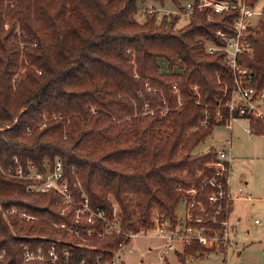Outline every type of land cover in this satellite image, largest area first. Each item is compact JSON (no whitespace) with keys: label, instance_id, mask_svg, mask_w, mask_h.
<instances>
[{"label":"trees","instance_id":"trees-1","mask_svg":"<svg viewBox=\"0 0 264 264\" xmlns=\"http://www.w3.org/2000/svg\"><path fill=\"white\" fill-rule=\"evenodd\" d=\"M137 11L138 0H0V205L40 217L23 222L0 210L5 264H49L24 262L23 242L56 243L57 264H98L127 239L116 230L100 236L106 222H90L87 214L77 219V204L62 212L66 205L56 190L28 192L32 180L3 171L16 158L46 173L61 160L75 201L84 190L91 208L108 218L116 216L115 201L125 230L153 227L156 213L175 227L185 190L213 174L215 148H195L218 123L201 125L199 119L205 104L214 114L223 82L233 75L224 53L207 52L202 38L222 43L215 30L237 12L214 13L209 20L208 8L195 10L178 27L181 12L159 19L147 10L139 21ZM252 43L250 65L263 85L264 18ZM45 113L49 120L40 127ZM250 124L264 134V120ZM197 198L215 211L205 193ZM208 250L193 242L175 253L189 264L188 256ZM165 264H171L168 257Z\"/></svg>","mask_w":264,"mask_h":264},{"label":"built area","instance_id":"built-area-1","mask_svg":"<svg viewBox=\"0 0 264 264\" xmlns=\"http://www.w3.org/2000/svg\"><path fill=\"white\" fill-rule=\"evenodd\" d=\"M181 6L182 8L179 9L181 13H190L208 8L207 18L209 20L213 19L214 13L237 12V16L227 27H219L215 30V35L221 38L222 43H218L211 38H202L207 52L222 51L224 53L225 60L229 64L233 76L231 82H223V91L218 96L214 114L212 115L209 107L205 104L199 123L208 125L213 119L218 124H224L232 130L235 120L246 118L249 120L247 129L253 132V127L250 124L251 119L264 120V84L260 85L256 82L254 70L250 65V61L255 58L252 36L260 19L264 18V0H259L255 4H252L251 0H187ZM148 11H154V7L149 8ZM192 88L198 90L195 85ZM197 101L200 103V100ZM53 118H62V116L54 115ZM48 120L49 115L45 113L39 126H45ZM29 132H31L30 129ZM227 142L231 143L232 140L228 139ZM215 151V158L210 163L213 174L207 176L200 186H192L185 190L184 218L179 219L175 227H171L169 221H163L161 215L156 213L152 217L154 226L147 230L123 229L120 226L117 214L114 218H108L103 211L91 208L89 198L84 190L81 193L82 200L76 202L68 180L63 177L61 160H57L54 169L46 173L39 170L32 162L28 163L27 168H25L16 158L15 166H10L3 169V171L9 176L32 180L26 187L28 192L45 193L50 190L59 192L62 202L66 205L62 212L71 204H77V219L84 214H87L90 222H93L96 217L103 218L106 222V228L99 233L100 236L113 230L123 232L128 240L125 239L119 242L110 259L101 260L99 258L98 264H125L124 246L139 232L150 229L156 230L158 235L164 239L160 257L165 261L168 252L183 250L186 245L193 242H198L211 250L226 248L232 240L233 228L230 222V213L233 202L231 192L233 152L231 147L224 148L221 146H216ZM78 186L81 187L80 182H78ZM200 192L205 193L208 202L215 205V211L210 212L205 202L197 198ZM245 197L252 199L251 194H247ZM195 209L199 213H196ZM0 210L6 218L15 215L23 222H35L40 219L39 216L16 207L4 208L0 205ZM255 222L262 224L264 219L257 217ZM76 233L79 234L78 231ZM88 233H94V230L90 229ZM20 250L24 262L57 264L60 259V253L54 242L48 246L44 243L33 245L30 242H23L20 245ZM64 254L68 257L69 250H65ZM7 257V248L1 247L0 264H5ZM195 258V255H191L187 258V261L192 262ZM80 264H84V262Z\"/></svg>","mask_w":264,"mask_h":264},{"label":"rangeland","instance_id":"rangeland-1","mask_svg":"<svg viewBox=\"0 0 264 264\" xmlns=\"http://www.w3.org/2000/svg\"><path fill=\"white\" fill-rule=\"evenodd\" d=\"M178 1L183 5L187 0ZM151 7H154L159 19L165 13L179 12L175 0H138L135 18L144 21L145 12ZM188 22V13L183 12L177 26L181 27ZM247 126L249 120L246 118L235 120L232 130L224 124L215 125L212 133L195 148V152L205 153L216 146L231 147L233 188L251 187V190L249 189L251 195L257 197L259 201H235L233 211L230 213V222H234L238 215H241L242 219L232 231V241L227 252L221 251L222 249H211L213 251L205 253L202 257L196 256L189 264H264V223H255L256 217L264 219V201L260 200V197H264V134L250 132ZM228 139L232 142H227ZM185 201V198L182 199L176 207L178 219L185 216ZM114 204L118 215L119 207L115 201ZM163 243L164 239L156 230L139 232L123 248L125 263L164 264L165 261L160 257ZM198 254L200 252L193 255ZM167 257L171 264H181L174 251L168 252Z\"/></svg>","mask_w":264,"mask_h":264},{"label":"crops","instance_id":"crops-1","mask_svg":"<svg viewBox=\"0 0 264 264\" xmlns=\"http://www.w3.org/2000/svg\"><path fill=\"white\" fill-rule=\"evenodd\" d=\"M232 152H233V150H232ZM244 189H245V191H244ZM249 189L251 190V187L249 188L248 186H245L244 188H243V187H240L239 189H237V188H233V186H232V182H231V192H232V195H233V202H232V210H231V211H233L234 203H235V201H237V200L259 201V200H257V197H255V196H253V195H251V196H252V199H247V198L245 197V195H247V194H252V193H250ZM241 192H244V193H241ZM248 192H249V193H248ZM246 193H247V194H246ZM260 198H261L260 200H263V201H264V197H260ZM231 213H232V212H231ZM263 215H264V214H263ZM230 216H231V215H230ZM256 218H257V217H256ZM241 219H242V216H241V215H238V216L235 218V221H234V222H231V223H232L233 231L235 230L237 224L240 223ZM230 220H231V219H230ZM255 223H256V222H255ZM256 224H257V223H256ZM236 230H237V229H236ZM233 233H234V232H233ZM231 241H232V240H231ZM230 243H231V242H230ZM229 245H230V244H229ZM229 245H228V247L225 248L224 252H227V250H228V248H229ZM210 251H213V250L205 251L204 254L200 255L199 257H202L203 255H205V253H208V252H210ZM221 251H223V250H221ZM199 257H197V258H199ZM125 264H126V263H125Z\"/></svg>","mask_w":264,"mask_h":264}]
</instances>
